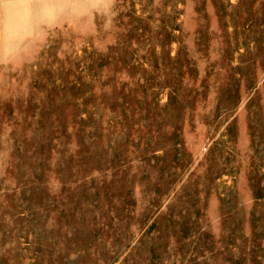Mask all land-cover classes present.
<instances>
[{
  "label": "rangeland",
  "instance_id": "obj_1",
  "mask_svg": "<svg viewBox=\"0 0 264 264\" xmlns=\"http://www.w3.org/2000/svg\"><path fill=\"white\" fill-rule=\"evenodd\" d=\"M0 264H264V0H0Z\"/></svg>",
  "mask_w": 264,
  "mask_h": 264
}]
</instances>
